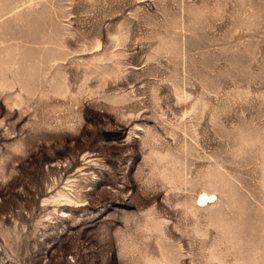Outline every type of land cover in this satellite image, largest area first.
<instances>
[{
    "label": "rangeland",
    "instance_id": "obj_1",
    "mask_svg": "<svg viewBox=\"0 0 264 264\" xmlns=\"http://www.w3.org/2000/svg\"><path fill=\"white\" fill-rule=\"evenodd\" d=\"M0 264H264V0H0Z\"/></svg>",
    "mask_w": 264,
    "mask_h": 264
},
{
    "label": "bare ground",
    "instance_id": "obj_2",
    "mask_svg": "<svg viewBox=\"0 0 264 264\" xmlns=\"http://www.w3.org/2000/svg\"><path fill=\"white\" fill-rule=\"evenodd\" d=\"M207 198H210L209 195L203 194L202 197H201V199H200V201H205Z\"/></svg>",
    "mask_w": 264,
    "mask_h": 264
}]
</instances>
